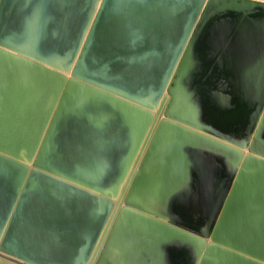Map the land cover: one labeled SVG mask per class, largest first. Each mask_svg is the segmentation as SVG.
Instances as JSON below:
<instances>
[{
	"label": "water",
	"instance_id": "obj_1",
	"mask_svg": "<svg viewBox=\"0 0 264 264\" xmlns=\"http://www.w3.org/2000/svg\"><path fill=\"white\" fill-rule=\"evenodd\" d=\"M260 188L264 0H0V264H264Z\"/></svg>",
	"mask_w": 264,
	"mask_h": 264
},
{
	"label": "crops",
	"instance_id": "obj_2",
	"mask_svg": "<svg viewBox=\"0 0 264 264\" xmlns=\"http://www.w3.org/2000/svg\"><path fill=\"white\" fill-rule=\"evenodd\" d=\"M260 191H262V190H264V188H260L259 189ZM229 192H230V190L227 192V195L229 194ZM227 195H226V197H227ZM52 253V252H51ZM57 258V257H56ZM59 258V257H58ZM60 258L62 259L63 257L62 256H60Z\"/></svg>",
	"mask_w": 264,
	"mask_h": 264
}]
</instances>
